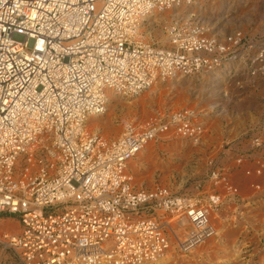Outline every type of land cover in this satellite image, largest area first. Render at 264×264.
Listing matches in <instances>:
<instances>
[{
  "label": "built area",
  "instance_id": "1",
  "mask_svg": "<svg viewBox=\"0 0 264 264\" xmlns=\"http://www.w3.org/2000/svg\"><path fill=\"white\" fill-rule=\"evenodd\" d=\"M154 5L157 3L150 0H0V212L21 216V236L9 239L6 245L19 249L24 264H142L153 261L154 255L172 264L175 252L190 254L216 235L208 225L209 210L193 203L191 220L198 223L201 234L181 239L178 243L183 248L171 250L160 218L151 212L162 210L174 218L180 215V198L164 187L130 191L124 187L125 180L116 188L111 177H104L110 171L114 176L118 171L123 174L124 160L133 150L127 155H123L127 150L119 154L113 151V163L104 167L99 156L84 169L75 165L78 156L84 159L82 153L96 150L101 142L80 134L84 126L81 117L82 113L105 111L106 87L137 95L155 78L212 69L223 62L221 55L231 60L239 54L236 46L243 38L241 32L229 38V46L214 44L196 33L193 36L200 41L192 42L194 38L189 36L185 39L189 43L177 52L140 44L127 48L125 35H132L128 31L135 28L130 26L134 14L150 11ZM185 35L179 32L175 36L176 45L181 39L185 41ZM214 51L220 56L205 58ZM259 51L264 53V48ZM164 63L170 64L163 67ZM253 63L256 67L251 66L252 71L264 72V56ZM50 98L57 102L50 103ZM38 119L53 122L55 149L65 167L51 176L47 164L37 176L16 180V156L20 151L26 154L34 143L37 130L30 123L34 125ZM192 119L191 111L185 110L173 121L169 118L170 124L158 120L129 128L123 145L154 141L173 125L175 136L199 133L193 141L199 143L201 125ZM74 137L77 143H73ZM60 138L64 139L62 144L58 143ZM78 173L84 178L81 191L104 184V191L111 196L104 207L99 202L97 207L82 203L80 196L68 200L57 196L58 189L66 191L64 187ZM213 197L210 201L215 205ZM38 206L41 213L35 211ZM60 207L64 211L52 212ZM118 219L119 224L114 223Z\"/></svg>",
  "mask_w": 264,
  "mask_h": 264
},
{
  "label": "rangeland",
  "instance_id": "2",
  "mask_svg": "<svg viewBox=\"0 0 264 264\" xmlns=\"http://www.w3.org/2000/svg\"><path fill=\"white\" fill-rule=\"evenodd\" d=\"M150 1L157 3L152 8H159L158 17L139 23L136 36L125 35L127 48L140 44L177 52L183 50L181 45L189 43L185 40L189 36L198 43L200 38L193 36L196 33L214 44L229 46V38L241 32L243 38L236 46L239 54L231 60L221 55L223 62L212 69L161 76L137 95L117 96L116 101L109 97L101 116L106 126L95 129L90 116L83 134L106 143L118 142L119 137L130 132L129 128L158 120L170 124L173 115L191 111L193 123L201 125L199 143L193 142L199 133L192 137L175 136V126L168 125L166 136L154 140L145 153L127 161V187L135 191L165 187L210 211L216 235L190 254L180 256L175 252L172 264H264V72L251 70V66L256 67L253 60L264 56L259 51L264 48V0ZM179 32L187 37L176 45ZM214 56L220 55L205 54V58ZM52 144L48 137L39 146L29 148L32 161L29 163L28 156L21 155L13 177H35L47 164L54 166L48 171L55 176L57 157L49 153L55 150ZM55 153L58 154L56 150ZM211 195L220 198L218 205L210 203ZM57 211L64 209H52ZM159 212L151 214L160 218L162 224L169 219L171 224L174 222V218ZM20 217L0 212V264H24L19 249L6 245L9 239L21 236ZM164 229L174 251L185 235L184 228Z\"/></svg>",
  "mask_w": 264,
  "mask_h": 264
},
{
  "label": "bare ground",
  "instance_id": "3",
  "mask_svg": "<svg viewBox=\"0 0 264 264\" xmlns=\"http://www.w3.org/2000/svg\"><path fill=\"white\" fill-rule=\"evenodd\" d=\"M155 8V7H154ZM154 8H152L150 11L148 10V11H142V13H140L139 15H135L134 14V17L132 18V20H131V22H133V24H132V26H133V28L135 27V28H137L136 30H134V31H131V29H130V31H128V33H130V34H132V35H134V36H136L137 34H138V29H139V23H141L143 20H154V18H156V17H158V10H159V8H156V9H154ZM131 26V25H130ZM134 28V29H135ZM170 63H164L163 64V67H168V65H169ZM155 70V69H154ZM153 70V71H154ZM155 72V71H154ZM154 72H151V73H154ZM173 74H174V72H172ZM172 74V75H173ZM158 79L157 78H155V79H153V80H151V85H150V87L152 86V84L153 83H155L156 81H157ZM116 89L115 88H107L106 87V90H105V97H106V99L104 100L105 101V103L106 102H108V100H110L111 98H112V100H117L116 98H117V96H120V97H127L125 94H122L121 92H117V91H115ZM147 90V89H146ZM144 91V90H143ZM138 93H140L139 91H137ZM137 93V94H138ZM132 95V94H131ZM135 95V94H134ZM109 97H110V99H109ZM52 98H50V103H56L57 101H56V98H53V100H51ZM55 100V101H54ZM73 102H71L70 100H69V104H72ZM68 104V105H69ZM106 105V104H105ZM76 113H73V116L75 115ZM105 114V113H104ZM86 115V116H85ZM176 115V114H175ZM175 115H173L172 116V120H173V117L175 116ZM92 117V120H90V119H87L88 117ZM101 116H103V113H100V114H98V113H96V112H90V113H82V119H83V122H81L82 124H84V126H83V130L85 129V122H87V121H89L90 120V124L95 128V129H99V126L100 125H105L106 126V124H104V122L101 120ZM99 117V118H98ZM36 123V122H35ZM30 125H31V127H35L36 128V130H37V134L35 135L34 134V136H35V138H34V136H33V144L32 145H30L29 147H28V149H27V152H26V154H23V152L22 153H20V152H18V154H17V156H16V158L19 156H21V155H27L28 156V162L30 163L31 161H32V159H30V150L31 149H29V148H31V147H35L36 145H40L41 143H42V141H44V139H46V138H51V140H52V145L54 146V149H55V147H56V144H57V140H56V138L54 137V136H57V135H55V133H52L51 131H53V122H50V121H46V120H41V119H38L37 120V123L36 124H32V123H30ZM175 132L177 133V128H176V126H175ZM39 132V133H38ZM167 132H169V131H167ZM167 132L165 131V132H160L159 134H158V139H161V138H163L164 136H166L165 134H167ZM46 134L47 135H49V134H51L52 135V137L51 136H46ZM81 135L83 134V132L81 131V133H80ZM129 134H130V132L128 133V134H126L125 136H129ZM65 136H66V133L64 134ZM77 135V134H76ZM84 135V134H83ZM164 135V136H163ZM125 136H123V138H118V142H115V141H113V142H115L114 144H112L113 142H111V143H106L103 139H101V138H99V137H95V138H99L100 140H101V142L99 143V145H98V147L96 148V150L95 149H90V150H88V151H86L85 153H82V155L84 156V159H80V157L78 156V160H77V162L75 163V165H76V167L77 166H81L82 167V169H84L86 166H87V163L89 162V161H91L92 159H93V157H95V156H99L98 157V162L99 163H101V164H104L103 165V167L106 165V164H112L113 163V160H110L111 159V153L114 151H117V154H119V152H121L122 150H124V151H126L127 150V152H125L123 155H127L128 154V151H130V150H133L131 153H130V156L127 158V159H125L124 160V173L122 174V173H120L119 171H118V173H117V175L116 176H114L115 174H113L112 175V172L110 171V173H107V175H105L104 177L105 178H107V177H111V180H113V182L114 183H116L117 185H115L116 186V188L118 187V186H120V182L121 181H123V180H125V177H124V174H125V171H126V163H127V161L129 162V160L130 159H132L131 157H135L136 158V156L137 155H139L140 153L141 154H143V153H145L146 152V150H147V146L151 143V142H153V141H150V142H147V143H144V142H141V144H137V143H135V144H132V146L131 147H128V146H124L123 144H124V138H125ZM73 137V136H72ZM69 139H71V137L69 136ZM36 141H38V142H36ZM63 141H64V139L63 138H60L59 139V141H58V143L59 142H61V144L63 143ZM73 143H77L76 142V140H75V137H74V139H73ZM108 144H111V145H108ZM38 145V146H39ZM37 147V146H36ZM136 147H138V149L135 151L134 149L136 148ZM146 148V149H145ZM34 149V148H33ZM56 150V149H55ZM55 150H54V152H52V150L51 151H49V153L52 155V156H56L57 158H56V164H57V167H55V170L57 171V173L61 170V168L62 167H65L64 166V163H63V158H61L60 159V155H59V152H57L58 154H56L55 153ZM57 151V150H56ZM18 157V158H19ZM119 157H121L120 155H119ZM18 158H17V160H18ZM83 160V161H82ZM15 161H16V159H14L13 160V163H15ZM17 162V161H16ZM61 162H62V164H61ZM52 165H55L54 164V162H53V164ZM56 166V165H55ZM51 169H54V166H52L51 167V164H50V166H49ZM52 171V170H51ZM55 172V171H54ZM109 174V175H108ZM93 176H94V174H93ZM113 176V177H112ZM76 179H72V182H70L67 186H65L64 188H65V190L66 191H61L60 189H58V191H57V196L60 198V199H62V200H68L69 198H71V197H75L76 199L79 197L80 198V200L82 201V203H86V204H91L93 207H97V203L99 202L100 204H101V207H104V206H102V204H104V203H106L107 201H108V199L111 197L109 194H106V192L104 191V184H102V186L101 187H94V188H88V189H86L85 191H81V188H82V186L81 187H79L80 186V184H82V182H84V178H83V176L80 174V173H78L77 174V176L75 177ZM72 184L75 186V187H73L72 186ZM124 187L126 188V189H129V187H127V184H126V181H125V183H124ZM106 188V190L108 189V190H115V188H112V187H105ZM160 188H162V187H160ZM165 188V187H164ZM76 189V190H75ZM167 189V188H166ZM169 190V189H168ZM130 191H132V190H130ZM143 191H147V190H143ZM173 194V193H172ZM175 195V194H174ZM177 198H180V200H179V203H178V212H180V215H176V216H174V222L171 224V222H170V219H169V222L168 221H166L165 222V224H162L161 223V227L162 228H164L165 226H168L171 230H173L175 227H179V228H184V229H182L183 230V233H185V235H184V237H183V241L185 240V238L186 237H188L189 235H191V234H194V235H200L201 234V230L200 229H197L196 227H198L199 228V225H198V223H195L194 222V220H191V216H192V213H193V210H192V208H193V206H192V204L194 203V200H188V199H190V198H188V197H183V196H178V195H175ZM212 196V195H211ZM213 197V196H212ZM211 197V198H212ZM188 200V201H187ZM213 200H214V204L215 205H218L219 204V202H220V198L218 197V196H214L213 197ZM85 201V202H84ZM209 202V201H208ZM81 202H80V204H82ZM210 203H211V201H210ZM213 205V204H212ZM181 207V208H180ZM38 208L39 209H41V207H39L38 206ZM161 212H162V214H166L168 217H169V214L170 213H168L167 214V212H164V211H162L161 210ZM39 213H41V212H39ZM209 213V223H208V225L209 226H212L214 229H213V231L216 233L217 231V229H216V227L213 225V223H212V221H211V219H210V211L208 212ZM191 215V216H190ZM173 218V217H172ZM172 220V219H171ZM179 220V221H178ZM117 222V224H119V219L118 220H116V221H114V223H116ZM21 224H22V222H21ZM155 225V224H154ZM163 225H165V226H163ZM22 227V226H21ZM202 227V226H201ZM78 228V227H77ZM197 229V230H196ZM203 229V228H202ZM167 230H168V228H167ZM176 231V230H175ZM178 231V230H177ZM176 231V232H177ZM179 231H180V229H179ZM173 234V233H172ZM175 236V235H174ZM170 239V238H169ZM178 239V238H177ZM211 238H209V239H206L204 242H202V244H204L206 241H208V240H210ZM177 243V242H176ZM183 243V242H182ZM171 244V243H170ZM179 245H178V247H180V248H183V246H180V244H181V242L180 243H178ZM201 244V245H202ZM172 245V244H171ZM201 245H199V246H201ZM174 246V245H173ZM198 247V246H197ZM196 247V248H197ZM16 248V247H15ZM176 248V247H175ZM195 249V248H194ZM193 249V250H194ZM172 250V249H171ZM192 253V252H191ZM159 256L158 255H154L153 256V258H154V260L153 261H146V262H143L142 264H165L164 262L166 261V259H160V258H158ZM163 262V263H162Z\"/></svg>",
  "mask_w": 264,
  "mask_h": 264
}]
</instances>
